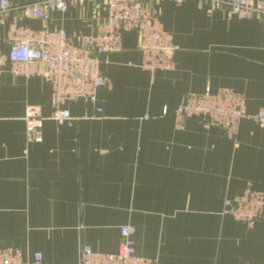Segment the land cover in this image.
<instances>
[{
	"label": "crops",
	"instance_id": "obj_1",
	"mask_svg": "<svg viewBox=\"0 0 264 264\" xmlns=\"http://www.w3.org/2000/svg\"><path fill=\"white\" fill-rule=\"evenodd\" d=\"M9 1L0 17V249H19L26 264H77L82 246L116 253L119 228L132 225L137 255L156 264H264V209L253 229L222 215L248 182L264 194V124L241 120L231 141L197 119L178 129L173 114L183 96L207 88L232 89L249 114L264 112V16L143 0L172 35L174 69L152 79L136 34L126 33L121 51L102 56L96 105L68 103V124L50 118L43 77L9 72L11 29H62L78 45L106 23V4L69 0L43 23L17 9L37 0ZM27 106L44 117L40 143L26 139Z\"/></svg>",
	"mask_w": 264,
	"mask_h": 264
},
{
	"label": "built area",
	"instance_id": "obj_2",
	"mask_svg": "<svg viewBox=\"0 0 264 264\" xmlns=\"http://www.w3.org/2000/svg\"><path fill=\"white\" fill-rule=\"evenodd\" d=\"M69 0H37L18 7L24 19H38L43 23L53 12H65ZM107 8V21L94 36L85 37L81 44H73L62 29L49 31L45 27L33 30L28 26L14 25L11 29L8 70L15 76L43 77L51 87V119L71 124L74 118L66 107L81 101L95 106L97 91L106 85L102 75V56L123 49L126 33H135L142 52L141 68L151 73L172 71L173 54L177 47L172 35L165 31L158 17L143 5V0H98ZM180 4L184 0H172ZM211 10L226 9L242 19L264 16V0H198ZM9 0H0V17L12 10ZM0 54V75L2 73ZM101 113L100 108H95ZM175 126L183 128L187 119H197L205 127H215L231 141L236 139L240 121L250 119L264 124V112L249 114L245 97L232 89L220 88L215 92L205 89L182 97L174 110ZM26 139L40 143L43 139L44 117L37 106H27L25 111ZM264 194L248 182L242 194L223 202L222 215L231 217L248 229H253L261 219ZM121 242L114 254L94 252L82 246L77 264H156V261L137 255L133 246L135 227L119 228ZM40 253L33 262L40 263ZM0 264H26L21 251L0 249Z\"/></svg>",
	"mask_w": 264,
	"mask_h": 264
}]
</instances>
